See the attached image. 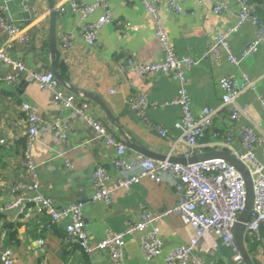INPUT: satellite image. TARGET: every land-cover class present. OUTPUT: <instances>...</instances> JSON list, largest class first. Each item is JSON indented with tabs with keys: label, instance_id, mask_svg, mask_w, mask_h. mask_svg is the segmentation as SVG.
I'll use <instances>...</instances> for the list:
<instances>
[{
	"label": "crops",
	"instance_id": "0c3cea01",
	"mask_svg": "<svg viewBox=\"0 0 264 264\" xmlns=\"http://www.w3.org/2000/svg\"><path fill=\"white\" fill-rule=\"evenodd\" d=\"M51 1L55 12V59L65 67V79L62 78L65 85L76 89L85 99L84 94L89 93L104 103L114 122L98 104L87 99L89 113L124 141L129 154L176 162L220 149L235 156L243 150L238 132L245 127L261 138L255 156L263 159L264 112L259 98L264 99V42L237 64L230 63L223 50L219 60L207 55L209 45L236 22L239 11L236 0H219L229 8V11L222 9L219 12L214 11V3L208 0H182L184 13L180 14L170 11L164 3L157 7L159 24L176 54L197 60L187 72V90L194 115H198L203 107L220 105L222 78L241 79L245 76L256 81L254 89H247L237 97L238 105L245 112L232 120L226 110H221L214 117L201 145L193 149L179 140V131L174 127L180 112L172 102L177 95L178 82L169 74L142 78L136 71L121 67V62L128 57L146 63L159 62L163 58L162 46L155 35L156 23L140 0H108L112 21L99 29L94 45L84 42L79 25L95 21L101 11L82 20L72 11L67 0ZM82 1L91 3L94 0ZM62 3L65 10L56 12L55 7ZM0 5L4 14L33 38L29 45L15 44L9 49L11 58L25 60L30 66L42 64L50 67L53 60L48 38L50 0H29L28 10L23 8L22 0H0ZM258 12L264 15V5ZM118 21L128 22L130 27H122ZM66 37L68 44L64 47ZM4 39V33L0 31V45ZM253 39L254 26L244 21L229 35V49L238 54ZM1 71L8 69L0 67ZM27 78L28 75L24 74L12 85L0 86V264H3L1 254L6 249L10 250L12 264H113L106 251L84 253L68 239L64 222L54 223L48 214L35 211L31 199L36 191L25 190L20 185L37 181L38 191L49 197L56 208L81 202L91 245L103 239L108 231H123L126 223L137 220L143 209L162 212L172 207L180 193L166 180L157 183L145 178L130 190L116 189L109 205L102 201L92 202L93 167L96 162H101L112 177L116 176L110 162L114 150L106 148L100 139L86 143L92 136L90 127L70 117L61 105L51 100L48 91ZM59 86L66 89L60 82ZM132 94L146 96L148 104L144 116L161 125L167 138L149 129L145 120L129 107ZM22 103L34 107L46 120L59 118L68 130L67 137L60 139L44 131L28 141ZM228 133L233 135L232 139L222 144ZM26 155L30 156L34 166V175L27 170ZM65 162L70 163V169ZM18 198L20 203L11 208V203ZM158 227L162 238L159 257L145 259L140 249L141 234L132 233L126 235L120 264H166L164 255L189 241L194 234L193 228L177 215H168ZM244 244L254 264H264V246L249 243L245 235ZM193 254L199 256L203 264L210 261L214 264H244L242 260H234L233 250L212 233L205 236Z\"/></svg>",
	"mask_w": 264,
	"mask_h": 264
},
{
	"label": "built area",
	"instance_id": "2783aa9c",
	"mask_svg": "<svg viewBox=\"0 0 264 264\" xmlns=\"http://www.w3.org/2000/svg\"><path fill=\"white\" fill-rule=\"evenodd\" d=\"M65 1V0H64ZM72 11L80 19L84 20L96 11L101 14L93 22H83L79 25L82 38L88 45L97 43L99 29L112 21L111 10L108 0H94L91 3L82 0H67ZM214 3V11L229 8L219 0H208ZM239 6L237 19L234 25L220 34L216 41L209 45L207 55L214 60H219L221 50L226 53L230 63L237 64L243 58H247L255 50L259 43L264 42V21L261 20L257 11L249 0H236ZM29 0H22L23 8L28 10ZM146 12L156 23L155 35L163 50V58L159 62L146 63L134 57H128L122 68L136 71L142 78H148L157 74H169L178 82L177 95L173 103L179 107V117L174 127L179 131V140L190 148L200 146L206 132L211 127L214 117L221 111L226 110L230 119L235 120L245 112L244 108L237 103V97L247 89H254L256 81L249 80L245 76L237 79L227 76L221 79L222 89L221 103L218 107H203L198 115L191 110V99L187 90V72L197 63V60L187 55H177L167 35L161 28L157 18V7L164 3L167 8L177 14L184 13L182 0H140ZM64 4L55 7L56 12L62 13ZM249 21L254 26V39L240 53H232L229 49L228 38L231 32L239 25ZM122 27H130L128 22L118 21ZM0 31L4 33V42L0 45V67L8 71L0 72V86L12 85L24 74L27 80L36 83L48 91L51 100L58 103L72 118L79 119L92 130V136L86 143L100 139L106 148L114 150L110 158L116 176L112 177L107 167L96 162L91 176L93 193L92 202L102 201L106 205L111 203L112 194L116 189L130 190L140 180L148 178L157 183L166 180L179 193L178 201L170 208L162 212L141 210L137 220L127 222L123 231H108L103 239L95 244H89L83 219V204L72 203L67 206L56 208L49 197L38 191V182L21 184L20 188L35 190L32 197L33 208L39 214H48L54 223L64 222V231L68 239L77 244L87 254L98 251H106L113 264L122 263L123 248L126 235L140 233V249L143 257L151 260L162 254V238L159 233L158 223L168 215H177L183 223L190 225L193 236L186 243L164 255L166 264H203L199 256L194 255L197 246L202 243L208 233L221 237L224 244L233 250L234 260L240 262L242 258L234 242L233 228L240 212L245 205V185L242 175L230 163L221 158H211L203 161L188 163L176 162L170 159L155 160L137 154H129L123 140L118 139L111 130L94 115L89 113L90 102L59 86L54 74L42 64L30 66L25 60L14 61L9 49L18 45H29L32 36L15 21L4 14V8L0 5ZM63 46H67L68 39H63ZM261 109L264 112V99L259 98ZM129 107L147 123L149 129L167 138L166 130L156 123H152L144 116V109L148 104L145 95L132 94L129 97ZM21 109L26 114L27 139L32 141L38 132H50L57 138L65 139L68 130L62 125L59 118L46 120L39 116L37 110L27 103H22ZM243 150L235 156L246 167L251 176L253 187V206L250 217L245 224V237L249 243L264 246V157L259 160L255 156V149L260 144L261 138L251 128H241L238 132ZM228 133L224 143L232 139ZM27 157V170L34 175V166L30 156ZM70 169L71 165L65 162ZM20 198L11 203L10 207H16ZM208 251V250H207ZM211 251V250H209ZM3 264H12L10 250L6 249L1 254ZM209 264H214L212 261Z\"/></svg>",
	"mask_w": 264,
	"mask_h": 264
},
{
	"label": "water",
	"instance_id": "95a60500",
	"mask_svg": "<svg viewBox=\"0 0 264 264\" xmlns=\"http://www.w3.org/2000/svg\"><path fill=\"white\" fill-rule=\"evenodd\" d=\"M50 6H51V12H50L48 38H49L50 51H51L53 60H52L51 66L48 67V69L54 74L55 78L63 86H65L67 90L77 95L79 93L77 92L76 89H74L71 86L65 85L61 75L59 74V72L57 71L55 67V61H54L55 52H56V49H55V12L52 9L53 5H52L51 0H50ZM84 96L87 99H90L94 103L98 104L104 110L108 118L112 122H114L113 121L114 117L111 115V113L106 108L104 103L97 96L91 95L89 93H85ZM211 158H221L227 161L242 175V178L244 180V185H245V192H246L245 205H244V209L240 212L238 219L234 225L233 237H234L235 245L238 249V252L244 264H254L244 244L245 224L250 217V213H251L252 206H253V187H252L251 176L249 172L247 171L246 167L240 162V160L226 149L214 150V151H210L207 153H199V154L189 157L188 159L184 160V162L193 163V162L203 161V160H207Z\"/></svg>",
	"mask_w": 264,
	"mask_h": 264
},
{
	"label": "trees",
	"instance_id": "16d2710c",
	"mask_svg": "<svg viewBox=\"0 0 264 264\" xmlns=\"http://www.w3.org/2000/svg\"><path fill=\"white\" fill-rule=\"evenodd\" d=\"M249 3L253 5V7L257 11V13H258L259 17L261 18V20L264 21V15H261L258 12L260 10V8L264 5V0H249ZM55 65H56L57 71L59 72V74L61 75V77L63 79H65V67H64V65L60 61H58L57 58L55 59ZM227 135H224V136L226 137ZM249 251H250V249H249Z\"/></svg>",
	"mask_w": 264,
	"mask_h": 264
},
{
	"label": "rangeland",
	"instance_id": "374dc122",
	"mask_svg": "<svg viewBox=\"0 0 264 264\" xmlns=\"http://www.w3.org/2000/svg\"><path fill=\"white\" fill-rule=\"evenodd\" d=\"M178 107V106H177ZM179 108V107H178Z\"/></svg>",
	"mask_w": 264,
	"mask_h": 264
}]
</instances>
